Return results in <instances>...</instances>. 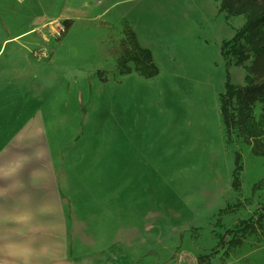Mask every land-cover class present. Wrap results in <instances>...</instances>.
Here are the masks:
<instances>
[{
	"label": "rangeland",
	"instance_id": "374dc122",
	"mask_svg": "<svg viewBox=\"0 0 264 264\" xmlns=\"http://www.w3.org/2000/svg\"><path fill=\"white\" fill-rule=\"evenodd\" d=\"M246 22L219 0H0V36L11 34L13 53L28 57L29 91L39 86L43 104L13 165L43 167L45 206L21 215L44 219L34 229L48 247L72 242L83 255L94 232L117 229L119 219L140 254L122 249L116 264H264V187L255 189L264 156L238 129L228 135L221 115L228 77L246 86L254 60L238 66L222 55ZM126 25L158 76L136 69ZM253 116L264 138L261 103ZM0 212V233L18 230L8 221L15 207Z\"/></svg>",
	"mask_w": 264,
	"mask_h": 264
},
{
	"label": "crops",
	"instance_id": "0c3cea01",
	"mask_svg": "<svg viewBox=\"0 0 264 264\" xmlns=\"http://www.w3.org/2000/svg\"><path fill=\"white\" fill-rule=\"evenodd\" d=\"M12 43L11 34L0 36V210L15 207L19 214L15 215L18 218L11 220V216L8 219L18 224V230L0 233V237L7 239L5 244H0V264H116L120 258L118 251L125 248L130 254L128 256L138 259L140 243L122 228L119 230V219L117 229L110 232L102 225L100 230L95 231L93 240L82 247L84 254L78 255L76 243L71 242L65 250L48 247L42 238L44 230L34 229L36 222L44 219L39 215L24 219L21 215L38 213L39 207L45 206L44 191L49 186L46 185L43 167L30 170L27 165H13L14 158H18L19 154L22 157L23 150L28 149L29 129L42 123L43 114L39 109L43 104L35 101L39 99L35 92L38 82V87L29 91L30 81L35 85V76L34 71L29 70L28 57L14 54ZM26 175L31 178L29 186L25 182ZM23 182L25 186L21 184ZM27 222L32 223L30 228ZM104 224L108 225V222ZM25 237L30 239L24 240ZM13 239L22 240L14 243ZM111 249L116 251L110 258ZM55 253L57 256H54Z\"/></svg>",
	"mask_w": 264,
	"mask_h": 264
},
{
	"label": "trees",
	"instance_id": "16d2710c",
	"mask_svg": "<svg viewBox=\"0 0 264 264\" xmlns=\"http://www.w3.org/2000/svg\"><path fill=\"white\" fill-rule=\"evenodd\" d=\"M219 1L220 11H225L231 16L244 15L247 18L246 24L238 30L234 38L223 44L222 55L234 56L238 66L244 65L251 54L254 56L253 63L248 68L246 86L237 87L228 77L225 92L221 95V115L228 135L238 129L240 135L252 146L253 153L256 156H264V138L254 124L253 116V108L257 103L262 104L264 113V0ZM124 31L134 47L130 59L135 62L136 69L148 79L158 76L160 69L153 59L151 50L138 44L136 35L129 26L126 25ZM242 40L244 43H241ZM126 44L127 40L124 39L123 48L126 49V53H129ZM227 48H229L228 51H226ZM126 61L123 57L118 61V67L123 74L131 72ZM234 104L237 105L236 109H233ZM240 160L241 155L238 153L234 187L238 184L237 177L242 169ZM261 187H264V178L255 185V189Z\"/></svg>",
	"mask_w": 264,
	"mask_h": 264
},
{
	"label": "bare ground",
	"instance_id": "6f19581e",
	"mask_svg": "<svg viewBox=\"0 0 264 264\" xmlns=\"http://www.w3.org/2000/svg\"><path fill=\"white\" fill-rule=\"evenodd\" d=\"M186 10V9H185Z\"/></svg>",
	"mask_w": 264,
	"mask_h": 264
}]
</instances>
